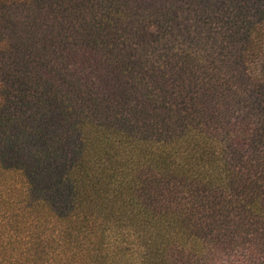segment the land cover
<instances>
[{
    "label": "trees",
    "instance_id": "obj_1",
    "mask_svg": "<svg viewBox=\"0 0 264 264\" xmlns=\"http://www.w3.org/2000/svg\"><path fill=\"white\" fill-rule=\"evenodd\" d=\"M0 264H264V0H0Z\"/></svg>",
    "mask_w": 264,
    "mask_h": 264
}]
</instances>
